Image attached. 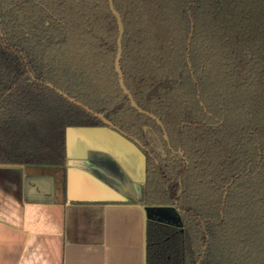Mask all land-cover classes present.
Masks as SVG:
<instances>
[{
  "label": "trees",
  "instance_id": "16d2710c",
  "mask_svg": "<svg viewBox=\"0 0 264 264\" xmlns=\"http://www.w3.org/2000/svg\"><path fill=\"white\" fill-rule=\"evenodd\" d=\"M0 0V164L64 166L69 128L144 154L146 264H264V0ZM167 135L168 140L165 138Z\"/></svg>",
  "mask_w": 264,
  "mask_h": 264
},
{
  "label": "crops",
  "instance_id": "0c3cea01",
  "mask_svg": "<svg viewBox=\"0 0 264 264\" xmlns=\"http://www.w3.org/2000/svg\"><path fill=\"white\" fill-rule=\"evenodd\" d=\"M144 167L106 126L69 128L64 166L0 164V264H146Z\"/></svg>",
  "mask_w": 264,
  "mask_h": 264
},
{
  "label": "water",
  "instance_id": "95a60500",
  "mask_svg": "<svg viewBox=\"0 0 264 264\" xmlns=\"http://www.w3.org/2000/svg\"><path fill=\"white\" fill-rule=\"evenodd\" d=\"M109 6H110L111 11L113 12V14L115 15V17L117 19V24H118V28H119L118 53H117V57H116V61H115V67H116V70L119 74L121 88L128 95L130 102L134 108H136L138 111H140L143 114L151 116L159 124H161V121L157 117H155L154 115H152L149 112L142 110L135 103L132 94L126 88V85L124 82V75H123L122 68H121V59H122V53H123V51H122V39H123V35H124V26H123L121 15L117 12V10L114 7L113 0H109ZM95 115L97 117H99L101 120H103V122H105L110 128L117 131L115 129V127L113 126V124L110 121H108L102 114L97 113ZM117 132L120 133L129 142H131L134 146H136V144H135L136 141L133 142L130 139H128L122 132H119V131H117ZM165 138L168 139L167 135H165ZM138 150L140 151L139 148H138ZM140 153L144 159V165H145L144 154L141 151H140ZM144 174H145V167H144ZM144 181H145V179H144ZM144 210L146 213V218L148 220H155V221H158L161 223H166V224L175 225V226H182V219H181L180 212L175 206H145Z\"/></svg>",
  "mask_w": 264,
  "mask_h": 264
},
{
  "label": "flooded vegetation",
  "instance_id": "af4514ba",
  "mask_svg": "<svg viewBox=\"0 0 264 264\" xmlns=\"http://www.w3.org/2000/svg\"><path fill=\"white\" fill-rule=\"evenodd\" d=\"M160 125H162V124H160ZM168 140V139H167Z\"/></svg>",
  "mask_w": 264,
  "mask_h": 264
}]
</instances>
